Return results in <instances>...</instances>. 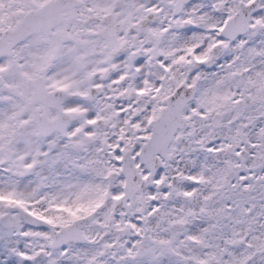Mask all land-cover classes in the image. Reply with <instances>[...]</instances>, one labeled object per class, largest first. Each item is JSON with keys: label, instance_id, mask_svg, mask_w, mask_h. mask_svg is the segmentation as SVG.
<instances>
[{"label": "snow or ice", "instance_id": "1", "mask_svg": "<svg viewBox=\"0 0 264 264\" xmlns=\"http://www.w3.org/2000/svg\"><path fill=\"white\" fill-rule=\"evenodd\" d=\"M0 264H264V0H0Z\"/></svg>", "mask_w": 264, "mask_h": 264}]
</instances>
